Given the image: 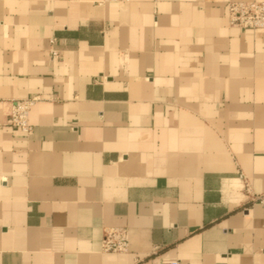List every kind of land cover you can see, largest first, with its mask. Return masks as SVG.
Here are the masks:
<instances>
[{
    "label": "crops",
    "instance_id": "obj_1",
    "mask_svg": "<svg viewBox=\"0 0 264 264\" xmlns=\"http://www.w3.org/2000/svg\"><path fill=\"white\" fill-rule=\"evenodd\" d=\"M228 1L0 0V264H264V29Z\"/></svg>",
    "mask_w": 264,
    "mask_h": 264
},
{
    "label": "built area",
    "instance_id": "obj_2",
    "mask_svg": "<svg viewBox=\"0 0 264 264\" xmlns=\"http://www.w3.org/2000/svg\"><path fill=\"white\" fill-rule=\"evenodd\" d=\"M126 1L128 0H97V3H122ZM227 17L230 25L241 29H264V0L228 1ZM51 54L53 57L57 55V52L52 51ZM37 100H39L37 96L16 100L9 114L8 123L22 132H28L30 129L28 113L30 107ZM101 247L102 250L109 252L124 251L127 248L125 233L119 229L107 230ZM168 264H179V262L172 260Z\"/></svg>",
    "mask_w": 264,
    "mask_h": 264
}]
</instances>
